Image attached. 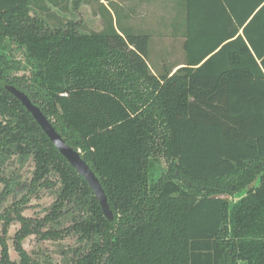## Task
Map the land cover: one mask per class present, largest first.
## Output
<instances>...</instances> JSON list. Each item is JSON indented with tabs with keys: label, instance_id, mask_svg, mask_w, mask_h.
<instances>
[{
	"label": "trees",
	"instance_id": "1",
	"mask_svg": "<svg viewBox=\"0 0 264 264\" xmlns=\"http://www.w3.org/2000/svg\"><path fill=\"white\" fill-rule=\"evenodd\" d=\"M78 1L98 3L100 32H50L30 16L45 0H0V36L38 61L39 106L82 150L113 211L110 222L27 115L40 158L92 196L104 244L86 262L264 264V0H182L187 63L162 76L149 66L151 37L118 29L111 0Z\"/></svg>",
	"mask_w": 264,
	"mask_h": 264
},
{
	"label": "flooded vegetation",
	"instance_id": "2",
	"mask_svg": "<svg viewBox=\"0 0 264 264\" xmlns=\"http://www.w3.org/2000/svg\"><path fill=\"white\" fill-rule=\"evenodd\" d=\"M61 2L68 6L70 2L77 4L79 1ZM52 3L59 8V1L52 0ZM43 6L46 11L30 9L34 24L43 23L45 30L50 32L63 25L86 33L83 29L87 27L81 26L80 21L65 23L45 3ZM60 9L67 12L68 7L61 6ZM1 71L4 80L0 83V264H88L86 258L104 244L92 196L85 187L69 184L54 158H40L39 134L28 128L27 115L59 150L21 97L38 108L66 144L79 152L84 160L82 150L66 141L55 128L54 121L39 106L35 92L40 88L39 63L17 37L0 36V74ZM28 135L34 141L31 142L33 145L28 146L25 142ZM12 138L17 141H11ZM26 171L30 176L23 178ZM48 195L52 196L51 200H46ZM102 213L110 221L103 210ZM113 221L114 214L110 222ZM105 263L106 256L100 264Z\"/></svg>",
	"mask_w": 264,
	"mask_h": 264
},
{
	"label": "rangeland",
	"instance_id": "3",
	"mask_svg": "<svg viewBox=\"0 0 264 264\" xmlns=\"http://www.w3.org/2000/svg\"><path fill=\"white\" fill-rule=\"evenodd\" d=\"M57 1L60 4L58 9L54 7L52 0H45V5L58 17L63 18L65 23L68 20L80 21L81 26L87 27L83 29L86 33L99 32L104 28L97 2L79 1L77 4L70 2L67 6L61 2L62 0ZM105 5L111 8L118 29L133 34H147L151 37L148 61L151 69L155 70L158 76L169 72V69L177 64L185 62L184 39L176 35L182 31L184 15L182 8L176 2L170 0H111V3H105ZM61 6L68 7L67 12L62 11ZM166 168L165 161L161 160L157 164L159 170L157 174L159 175ZM28 176L30 172H24L23 178ZM51 197L48 195L46 200L49 198L51 200Z\"/></svg>",
	"mask_w": 264,
	"mask_h": 264
},
{
	"label": "water",
	"instance_id": "4",
	"mask_svg": "<svg viewBox=\"0 0 264 264\" xmlns=\"http://www.w3.org/2000/svg\"><path fill=\"white\" fill-rule=\"evenodd\" d=\"M22 102L27 107V109L33 114V117L38 121L40 126L43 128L47 136L51 139V141L55 144L59 152L68 160V162L76 169V171L86 180L91 189L93 190L96 198L98 199L101 208L105 214V216L112 221L113 213L110 209V205L108 202V198L106 196L105 190L90 168V166L81 158L80 153L76 152L70 146L66 144V142L62 139V137L55 131V129L51 126L48 120L44 117L41 111L34 107L29 100L25 97H21ZM258 181H255L250 187L240 193V195L236 196V200H238L239 196L245 197L249 189L253 188L257 185Z\"/></svg>",
	"mask_w": 264,
	"mask_h": 264
},
{
	"label": "crops",
	"instance_id": "5",
	"mask_svg": "<svg viewBox=\"0 0 264 264\" xmlns=\"http://www.w3.org/2000/svg\"><path fill=\"white\" fill-rule=\"evenodd\" d=\"M147 1H151V0H147ZM168 1V0H167ZM170 1H173V2H176V4L180 5V7L182 8V13L184 15V22H183V26H182V31L176 35H179L181 38L184 39V49H185V44H186V27H185V17H186V10H185V5H184V2L182 0H170ZM175 35V36H176ZM239 35H242L243 36V29H241L239 31ZM150 45V44H149ZM186 52V51H185ZM187 63V55H186V59H185V62L181 63V64H177L176 66H174L172 69H169V72L170 73H175L179 68L185 66ZM150 66V64H149ZM150 69H151V66H150ZM152 70V73L156 76H158V74L156 73L155 70L151 69Z\"/></svg>",
	"mask_w": 264,
	"mask_h": 264
}]
</instances>
